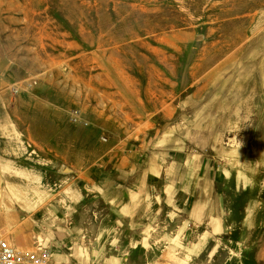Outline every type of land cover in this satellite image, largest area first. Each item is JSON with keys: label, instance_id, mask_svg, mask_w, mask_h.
I'll return each mask as SVG.
<instances>
[{"label": "rangeland", "instance_id": "374dc122", "mask_svg": "<svg viewBox=\"0 0 264 264\" xmlns=\"http://www.w3.org/2000/svg\"><path fill=\"white\" fill-rule=\"evenodd\" d=\"M260 1L0 0V239L39 264H264Z\"/></svg>", "mask_w": 264, "mask_h": 264}, {"label": "built area", "instance_id": "2783aa9c", "mask_svg": "<svg viewBox=\"0 0 264 264\" xmlns=\"http://www.w3.org/2000/svg\"><path fill=\"white\" fill-rule=\"evenodd\" d=\"M49 255L51 252L48 250ZM48 254H44L41 247L36 249L17 248L8 240H0V264H39L41 260L45 263Z\"/></svg>", "mask_w": 264, "mask_h": 264}, {"label": "crops", "instance_id": "0c3cea01", "mask_svg": "<svg viewBox=\"0 0 264 264\" xmlns=\"http://www.w3.org/2000/svg\"><path fill=\"white\" fill-rule=\"evenodd\" d=\"M67 136H68V132L65 133V135L63 137H61L60 135H57V132L55 133V138H60V140L56 141L55 142V145L54 146H57V145H60V144H63V143H67V145L69 146V148L71 149L72 147L75 146L76 148V142H77V137H73L71 136L68 140H67ZM81 153H83V151H80ZM46 156V164L48 165V167H52V165L54 164L52 158L50 155H47V154H44ZM113 155H114V160L115 162H118V158H117V152L116 153H112L111 154V158H113ZM60 157V156H59ZM61 159L63 160H67V161H70V158L69 157H61ZM51 164V166H50ZM54 166V165H53ZM63 166H65L62 161L60 160V163L59 165L57 166V169L61 170L63 168ZM107 182V179H105ZM110 184H112V181H110ZM72 187H75V184L72 183L71 185Z\"/></svg>", "mask_w": 264, "mask_h": 264}, {"label": "bare ground", "instance_id": "6f19581e", "mask_svg": "<svg viewBox=\"0 0 264 264\" xmlns=\"http://www.w3.org/2000/svg\"><path fill=\"white\" fill-rule=\"evenodd\" d=\"M262 3H264V1H260L259 2V4H262ZM74 120H78V117L76 116V115H74V118H73ZM20 134H22V133H20ZM61 170H64V169H61ZM5 204L3 203V206H4ZM34 208V206H32V207H30V209H33ZM0 240H2V239H0ZM6 240H8V239H6ZM9 242H10V240H8ZM18 247H20L19 245H17V248Z\"/></svg>", "mask_w": 264, "mask_h": 264}]
</instances>
